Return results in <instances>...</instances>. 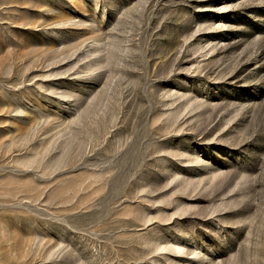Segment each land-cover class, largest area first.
<instances>
[{"label": "rangeland", "instance_id": "rangeland-1", "mask_svg": "<svg viewBox=\"0 0 264 264\" xmlns=\"http://www.w3.org/2000/svg\"><path fill=\"white\" fill-rule=\"evenodd\" d=\"M0 264H264V0H0Z\"/></svg>", "mask_w": 264, "mask_h": 264}]
</instances>
